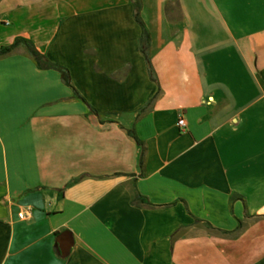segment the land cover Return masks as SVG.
<instances>
[{"label":"crops","instance_id":"0c3cea01","mask_svg":"<svg viewBox=\"0 0 264 264\" xmlns=\"http://www.w3.org/2000/svg\"><path fill=\"white\" fill-rule=\"evenodd\" d=\"M139 2L153 81L129 0H0L77 94L0 56V264H264V0Z\"/></svg>","mask_w":264,"mask_h":264},{"label":"trees","instance_id":"16d2710c","mask_svg":"<svg viewBox=\"0 0 264 264\" xmlns=\"http://www.w3.org/2000/svg\"><path fill=\"white\" fill-rule=\"evenodd\" d=\"M129 3L131 5V9H132L133 20L137 23V25L139 26V29H140V36L138 39V49H139L140 54L143 57L147 75H148L149 79L151 81H153L151 67H150L148 57L146 54L147 35H146V32L143 29L142 24L140 23L139 18H138V12L140 9V2H139V0H129ZM18 45L23 46L26 54L29 56V58L33 62L35 68H37L39 70H53V71H55L58 74L59 80L61 81V83L71 90L73 96L77 97V94L72 89V87L69 83V78H68L66 70L64 68H62L61 66H58L57 64L49 62L44 56L39 54L33 48L31 43L29 41H27L26 39H23L20 37L13 38V40L11 41V43L9 45L0 48V56L9 53L11 50H13ZM149 102L150 101H148L145 106L138 109V113H142L145 110V107L149 104ZM89 110H90V108H89ZM127 135H129L134 140L135 144L140 147V142L135 138V136L133 135V133L131 131H127ZM141 158H142V152L139 153V164H140Z\"/></svg>","mask_w":264,"mask_h":264},{"label":"built area","instance_id":"2783aa9c","mask_svg":"<svg viewBox=\"0 0 264 264\" xmlns=\"http://www.w3.org/2000/svg\"><path fill=\"white\" fill-rule=\"evenodd\" d=\"M176 126H177V127H183V121H182L181 118L177 119V121H176ZM27 216H28V210L21 211V212H18V213L16 214V218H17L18 220H23V219H25Z\"/></svg>","mask_w":264,"mask_h":264},{"label":"rangeland","instance_id":"374dc122","mask_svg":"<svg viewBox=\"0 0 264 264\" xmlns=\"http://www.w3.org/2000/svg\"><path fill=\"white\" fill-rule=\"evenodd\" d=\"M151 3H154V2H149V4H151Z\"/></svg>","mask_w":264,"mask_h":264}]
</instances>
